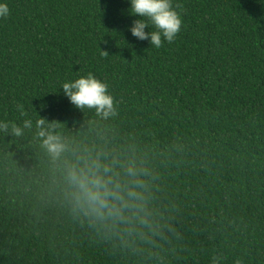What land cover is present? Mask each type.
<instances>
[{
  "label": "trees",
  "instance_id": "1",
  "mask_svg": "<svg viewBox=\"0 0 264 264\" xmlns=\"http://www.w3.org/2000/svg\"><path fill=\"white\" fill-rule=\"evenodd\" d=\"M5 2L0 264H264V0H172L181 30L158 49L128 31L127 0ZM88 74L113 115L64 96ZM85 156L133 166L140 208L123 221L76 211L65 176Z\"/></svg>",
  "mask_w": 264,
  "mask_h": 264
},
{
  "label": "clouds",
  "instance_id": "2",
  "mask_svg": "<svg viewBox=\"0 0 264 264\" xmlns=\"http://www.w3.org/2000/svg\"><path fill=\"white\" fill-rule=\"evenodd\" d=\"M127 3L130 5L129 15L138 17L128 29L133 37L140 41L148 40L150 46L157 49L163 42L171 43L176 39L182 20L174 10L172 0H127ZM9 14L8 4L0 0V19ZM61 88L77 109H95L97 115L103 117L114 114L108 85L92 74L65 81ZM37 126L43 146L54 158H59L65 151V145L49 131L56 125L40 119ZM14 131L20 135L19 129ZM65 178L71 188L74 209L92 221H123L140 208L143 200V181L133 166H128L122 176L113 164L99 157L85 156L67 167Z\"/></svg>",
  "mask_w": 264,
  "mask_h": 264
}]
</instances>
